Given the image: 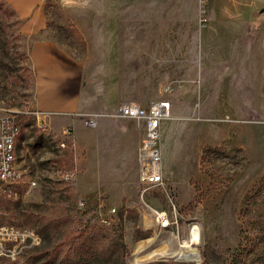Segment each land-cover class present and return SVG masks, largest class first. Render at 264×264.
<instances>
[{
	"label": "rangeland",
	"instance_id": "obj_1",
	"mask_svg": "<svg viewBox=\"0 0 264 264\" xmlns=\"http://www.w3.org/2000/svg\"><path fill=\"white\" fill-rule=\"evenodd\" d=\"M145 2L151 4V27L164 28L165 16L169 18L173 30L170 79L175 81L163 85L158 99L171 101L170 116L161 127L168 189L147 193L145 201L157 208L174 203L178 229L159 228L151 210L138 198L142 123L119 116L74 115L59 130L49 125L43 129L40 118L26 113L32 109L33 73L25 70V61L11 47L8 55L0 51V115L15 113L21 127L17 162L25 171V181L35 184L18 200H1L0 223L30 229L38 240L15 260L1 258L0 264H264V121H260L264 114L252 117L253 121L227 110L229 86L225 84L215 90L214 102L221 107L217 111L225 112L215 115L217 120L202 122L203 117L184 114L190 104L181 102L178 82L185 71L177 49L180 30L185 43L193 41L200 1ZM47 8L51 33L75 48L78 38L73 23L51 0ZM11 21L0 12V25L7 32L14 29ZM157 44L147 46L159 54ZM2 64L17 70L5 77L8 72ZM167 87L169 93L164 92ZM192 89L186 92L194 100ZM91 101L87 107L98 106L96 97ZM89 117L95 120L94 127L86 125ZM65 127L72 134L66 139L69 147L63 150L58 142ZM66 170L74 172L70 181L62 178ZM79 199L86 201L82 207ZM193 227L198 232L191 245L195 257L178 259Z\"/></svg>",
	"mask_w": 264,
	"mask_h": 264
},
{
	"label": "crops",
	"instance_id": "obj_2",
	"mask_svg": "<svg viewBox=\"0 0 264 264\" xmlns=\"http://www.w3.org/2000/svg\"><path fill=\"white\" fill-rule=\"evenodd\" d=\"M1 1L19 19L21 50L34 74L31 108L45 125L59 130L74 115L118 117L121 103L148 106L162 96L164 84L175 83L169 18L164 28L151 27V4L145 0H51L73 23L78 38L73 49L49 29V0ZM199 1L193 41L185 43L180 30L177 49L185 71L178 82L181 102L190 104L184 114L217 120L215 115L225 112L217 111L215 90L225 84L227 110L255 121L252 117L264 114V0ZM150 43H158L159 54L148 48ZM189 89L194 100L187 97ZM93 96L99 104L89 108Z\"/></svg>",
	"mask_w": 264,
	"mask_h": 264
},
{
	"label": "built area",
	"instance_id": "obj_3",
	"mask_svg": "<svg viewBox=\"0 0 264 264\" xmlns=\"http://www.w3.org/2000/svg\"><path fill=\"white\" fill-rule=\"evenodd\" d=\"M170 87L164 92L169 93ZM171 101L167 98L157 100L148 106H141L135 102H123L119 105L117 116L135 119L142 123V136L138 142V198L152 212L153 219L161 229H178L179 217L173 204L169 208H157L149 205L145 197L149 192H166L168 187L165 182L163 156L161 149V127L163 121L170 116ZM30 115L39 118L38 112L29 109ZM86 125L95 126L92 117L85 119ZM47 125H42L46 129ZM13 130H21L15 113L7 112L0 115V202L2 199L18 200L29 193L35 181H25V171L17 162V152H10V140ZM71 129H62L63 138L58 142L60 149L66 150L69 144L66 139L71 136ZM74 172L66 170L62 174L65 181H70ZM26 184V185H25ZM25 188L20 190L19 187ZM84 199L78 200V205L85 204ZM115 208L112 209L114 211ZM38 237L33 231L25 227L0 223V259L15 260L21 251L37 242Z\"/></svg>",
	"mask_w": 264,
	"mask_h": 264
},
{
	"label": "trees",
	"instance_id": "obj_4",
	"mask_svg": "<svg viewBox=\"0 0 264 264\" xmlns=\"http://www.w3.org/2000/svg\"><path fill=\"white\" fill-rule=\"evenodd\" d=\"M0 12H3L4 14H7L10 19H12L10 23V27L12 26L14 29H12L10 32L5 31V29L0 25V51L3 52L5 55H8L9 48H16V53L21 55L22 59L27 62V55L22 51H19L21 49V43H20V34L18 31V25H19V19L16 17L15 11L8 6L4 4L3 1L0 0ZM15 42L14 44L12 43ZM12 43V44H11ZM3 69L5 72H8L5 74V77H9L12 72L17 70L15 67L8 66L6 64H2ZM27 65V64H26ZM25 70H29L31 73L33 71L27 66ZM34 77V74H33ZM33 81V79H32ZM31 81V82H32ZM30 85V84H29Z\"/></svg>",
	"mask_w": 264,
	"mask_h": 264
},
{
	"label": "bare ground",
	"instance_id": "obj_5",
	"mask_svg": "<svg viewBox=\"0 0 264 264\" xmlns=\"http://www.w3.org/2000/svg\"><path fill=\"white\" fill-rule=\"evenodd\" d=\"M20 130H13L12 134H11V140H10V152H15L16 149V142H17V138H18V134H19ZM198 239V232H197V228L193 227L190 231V235L188 237L187 240L183 241V249L179 251L177 258L178 259H191L192 257H195L192 247L191 245L193 244L194 241H197ZM188 250L189 253L186 252V250Z\"/></svg>",
	"mask_w": 264,
	"mask_h": 264
}]
</instances>
